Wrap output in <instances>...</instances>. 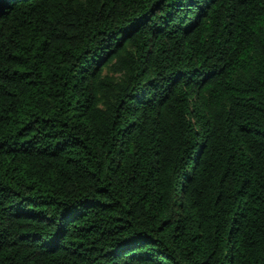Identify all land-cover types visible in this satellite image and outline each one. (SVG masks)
<instances>
[{
	"label": "trees",
	"instance_id": "16d2710c",
	"mask_svg": "<svg viewBox=\"0 0 264 264\" xmlns=\"http://www.w3.org/2000/svg\"><path fill=\"white\" fill-rule=\"evenodd\" d=\"M0 264H264V0H0Z\"/></svg>",
	"mask_w": 264,
	"mask_h": 264
}]
</instances>
